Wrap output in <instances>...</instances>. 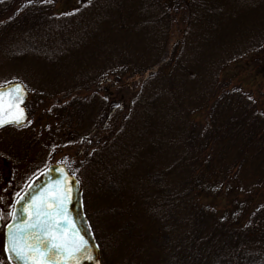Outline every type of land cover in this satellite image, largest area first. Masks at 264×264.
Returning a JSON list of instances; mask_svg holds the SVG:
<instances>
[{
	"label": "trees",
	"instance_id": "trees-1",
	"mask_svg": "<svg viewBox=\"0 0 264 264\" xmlns=\"http://www.w3.org/2000/svg\"><path fill=\"white\" fill-rule=\"evenodd\" d=\"M261 51L264 0H82L63 14L0 0V87L29 93L28 123L1 130V149L27 156L36 114L80 147L62 163L102 264H264V111L225 76ZM106 79L138 89L124 116L96 92Z\"/></svg>",
	"mask_w": 264,
	"mask_h": 264
},
{
	"label": "rangeland",
	"instance_id": "rangeland-1",
	"mask_svg": "<svg viewBox=\"0 0 264 264\" xmlns=\"http://www.w3.org/2000/svg\"><path fill=\"white\" fill-rule=\"evenodd\" d=\"M55 10L57 14L67 13L78 7L82 0H54ZM188 0H184L187 2ZM172 27L170 29L168 48H171L180 38L185 27L184 12L177 10ZM0 80H3L1 77ZM225 76L231 81L230 87H237L246 93L255 102H258L264 111V52L253 53L247 57L237 60L225 73ZM138 89H129L117 86L113 79H106L100 85L96 92L104 99L108 107L112 110L115 106L119 109L120 115L128 112L130 102L135 97ZM91 92H79V96L89 95ZM116 112H112L109 123L105 122L100 129L87 141L91 146H99L111 137L112 121ZM32 133L35 134L33 140L35 146H28V154L22 151L13 156L7 148L1 149V146L11 141V135L5 136V141L0 143V206L3 207L2 214L8 217L14 201L19 194L26 188L29 182L39 175L41 168L40 160L47 158V164H61L65 161L73 160L75 164L79 163L81 157V149L78 146H72L51 122L50 118L33 115L29 123ZM30 128V129H31ZM98 143V144H97ZM101 146V145H100ZM14 153V152H13ZM47 156V157H46ZM63 164V163H62ZM210 205L221 208L224 201H210Z\"/></svg>",
	"mask_w": 264,
	"mask_h": 264
},
{
	"label": "snow or ice",
	"instance_id": "snow-or-ice-1",
	"mask_svg": "<svg viewBox=\"0 0 264 264\" xmlns=\"http://www.w3.org/2000/svg\"><path fill=\"white\" fill-rule=\"evenodd\" d=\"M23 101V88L19 84L0 90V126L22 122L24 109L20 105ZM61 173L63 175V170ZM70 186L65 176L39 198H34L26 222L9 227L6 253H14L23 264H82V259L91 264L93 257L88 241L68 217L66 204Z\"/></svg>",
	"mask_w": 264,
	"mask_h": 264
},
{
	"label": "water",
	"instance_id": "water-1",
	"mask_svg": "<svg viewBox=\"0 0 264 264\" xmlns=\"http://www.w3.org/2000/svg\"><path fill=\"white\" fill-rule=\"evenodd\" d=\"M17 84L21 85L20 83H12L0 87V90L6 91L8 88L14 87ZM22 88L24 95L23 104L20 105V107L24 109V116L22 118V122L20 124H14V123L4 124L0 126V130L7 128L9 126H14L19 128L26 124L27 113L24 106L26 100L28 99V93L23 86ZM61 170H63V175L61 173ZM65 176L71 182L70 190L68 192V201L66 204L68 210V217L71 222H74L76 230L79 232V234L83 236V238L86 241H88V249L90 250V253L93 257L91 264H101L99 248L94 242L91 233L89 231V228L87 226L86 220L84 218L82 205H81L82 189L79 186L77 180L73 176L69 175V173L67 172L66 168L63 165L49 166L44 171V173L38 179H36L32 184H30L27 190L17 199L13 207L11 219L3 229L4 252H5V245L7 244V233L9 227L12 225H19L20 222L22 221L26 222V220L28 219L27 212L34 198H39L41 193L51 189L56 181L63 180ZM13 214H15V219H13ZM0 227H1V222H0ZM6 254L12 264H23V261H21L14 253L8 252ZM82 264H90V262L87 259H82Z\"/></svg>",
	"mask_w": 264,
	"mask_h": 264
},
{
	"label": "flooded vegetation",
	"instance_id": "flooded-vegetation-1",
	"mask_svg": "<svg viewBox=\"0 0 264 264\" xmlns=\"http://www.w3.org/2000/svg\"><path fill=\"white\" fill-rule=\"evenodd\" d=\"M23 191L19 194V196L23 193ZM19 196L17 197V199L19 198ZM16 200L14 201V203L12 205V209H11L12 211H13V207H14ZM2 208L3 207L0 206V222H1V227H0V264H12L10 262L8 256H7V254L4 252V233H3V229H4L5 225L10 221L12 211L8 217H4L2 214V211H4V209L2 210Z\"/></svg>",
	"mask_w": 264,
	"mask_h": 264
}]
</instances>
